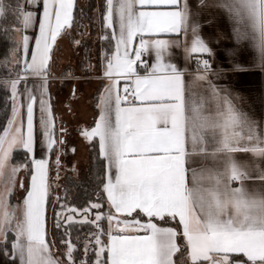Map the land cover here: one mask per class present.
Here are the masks:
<instances>
[{
    "label": "snow or ice",
    "instance_id": "6c2138e0",
    "mask_svg": "<svg viewBox=\"0 0 264 264\" xmlns=\"http://www.w3.org/2000/svg\"><path fill=\"white\" fill-rule=\"evenodd\" d=\"M208 6L103 0L98 78L105 83L94 126L81 131L93 149L96 200L77 208L64 202L67 190L57 196L50 242V161L35 152L56 153L58 180L65 141L56 135L49 71L57 39L71 36L75 0H0V19L10 16L16 34L4 27L12 43L0 61L5 264H264V119L218 83L244 69L234 60L236 48L218 59L202 36L198 10ZM211 7L224 12L237 45L249 42V67L264 73V0H214ZM37 24L38 33L26 34ZM173 49L182 51L185 67L172 62ZM14 151L22 154L15 164ZM17 186L23 195L12 205ZM86 225L74 242L73 229Z\"/></svg>",
    "mask_w": 264,
    "mask_h": 264
},
{
    "label": "rangeland",
    "instance_id": "374dc122",
    "mask_svg": "<svg viewBox=\"0 0 264 264\" xmlns=\"http://www.w3.org/2000/svg\"><path fill=\"white\" fill-rule=\"evenodd\" d=\"M85 1L86 0H80L78 6L82 7ZM93 15L95 17V21L93 22L95 29H92V26L89 23H86L84 34L81 36L82 39H87L90 42L92 49V57L87 68L88 74L84 75L78 68L81 60V51L78 47L74 49L70 42L72 37H76L75 33L71 32V36L66 33L63 35L65 39L66 55L61 61L62 64H60V73L55 77H65L68 78V80L63 81L60 79L54 82L51 88L56 135L58 138L63 136L65 141L61 148L58 180L56 179V153H54L50 160L49 177L50 183H52L54 189L53 201H55L56 197L60 195L62 182L68 177L78 180L89 164L87 155V145L89 142L84 140L81 131L87 129L89 125L88 111L94 104L100 88V85L98 83L96 84V81L94 80L95 75L101 72L100 65H98L99 59L96 56L95 50L100 36V30L99 28H96L99 23L98 2ZM61 62L59 61V63ZM61 128H64L67 131L61 133ZM72 149H75V151L73 152ZM73 166L75 167V170H73ZM20 176H23L22 172L20 173ZM22 195V190L17 186L16 191L13 193L14 201L16 202L14 205L18 203V200ZM54 207L55 205L52 203L49 215H51ZM46 226L52 240L53 236L50 218L48 219Z\"/></svg>",
    "mask_w": 264,
    "mask_h": 264
},
{
    "label": "crops",
    "instance_id": "0c3cea01",
    "mask_svg": "<svg viewBox=\"0 0 264 264\" xmlns=\"http://www.w3.org/2000/svg\"><path fill=\"white\" fill-rule=\"evenodd\" d=\"M205 3L209 5L208 7H204L198 10V20L202 25L201 34L202 36L210 41V45L213 49L216 50L217 58H223L222 50L225 48H236L237 55L234 57L236 63L242 65L244 70L237 71H229L227 74V79L218 81L221 86L227 85L234 95H238L241 97L242 107L249 113H251L254 117L259 119H264V73H261L258 69H253L249 67V64L253 58L251 50L248 48L249 42H242L240 45H237L231 35L232 33V25L228 22L226 15L220 8L211 7L214 3V0H205ZM151 10V9H149ZM35 33H38V24L30 29L26 34L30 36H34ZM34 43V40H33ZM172 62L177 63L180 67H185V61L183 57L182 51L173 49L172 50ZM66 55V47H65V39L64 36L57 39L56 44L54 45L52 52V59L50 61V71H49V94H50V103L52 106V114L54 116L53 110V99L51 88L54 82L58 80L67 81L68 78H57L60 73V68L62 64V60ZM148 61L151 62V58L146 56ZM59 61L61 63H59ZM190 67L192 69L195 68V58H193ZM63 70V69H62ZM101 70V69H100ZM100 72V71H99ZM142 72V70H141ZM102 76V72L95 75L94 80L96 84L100 85L98 96L95 99L94 104L91 109H89V125L87 129L94 126V121L98 115V108L96 107L99 100V93L103 89V85L105 81L98 78ZM98 81V82H97ZM123 84V82H121ZM38 120H39V110L38 106L36 109V124L38 128ZM98 142V141H97ZM36 158H48L50 157H42L41 151L37 148L35 152ZM243 155V154H238ZM50 166V162H49ZM251 183V182H246ZM258 183V182H257ZM0 264H5V258L0 255Z\"/></svg>",
    "mask_w": 264,
    "mask_h": 264
},
{
    "label": "trees",
    "instance_id": "16d2710c",
    "mask_svg": "<svg viewBox=\"0 0 264 264\" xmlns=\"http://www.w3.org/2000/svg\"><path fill=\"white\" fill-rule=\"evenodd\" d=\"M80 0H75V5L76 7L74 8V13H75V24L73 26L72 29V33L74 32L76 37L75 39L80 40V45L76 46L73 42H72V38L70 40L72 46L74 47V49L76 47H78L81 51V60L79 62L78 68L80 71H82V73L84 75H87V68L89 66L91 57H92V49H91V44L87 39H82V35L84 34V30L86 27V23H89L92 27V29H95L93 22L95 21V17L93 15V12L95 11L96 7H97V2L99 5V9L102 7L103 4V0H86L85 3L83 4L82 7L78 6V2ZM13 3H15V0H12ZM81 9H83V15H81ZM98 19H99V15H98ZM7 27L10 30V35L11 36H15V32L12 31L13 26H14V21L12 20V18L9 16V18L7 19V21L5 22V20L0 19V61H2L4 59V56L7 52L8 47L11 46V39H9L8 37H6L4 35V27ZM101 20L99 19V23L97 24L96 28H99L100 30V35H101ZM104 47L107 48V42H105ZM96 56L99 59V54L101 51V41H98V45L96 47ZM98 63V62H97ZM99 65V63H98ZM5 75L4 70L2 68H0V78H3ZM3 93H2V86H0V97H2ZM5 121V117L2 111V99H0V125H3ZM0 134H2V127H0ZM97 143V148H96V152H98V142ZM87 150H88V160H89V164L88 167L85 169V171L83 172L82 176H80V178L78 180H74L72 177H68L64 182H62V189L60 192L61 197H65V190H67V196H66V200L64 202L68 203L70 206H74L77 208H83L88 206L90 201H95L96 200V192H97V188H96V184H97V179L95 176L96 173V169L93 167V163H92V157H93V149L91 147V144L88 143L87 145ZM55 152L52 153V155L50 156V158L52 159L53 155ZM22 158V154L14 151L13 154V159L11 161V163L15 164L17 163L20 159ZM52 184V183H51ZM54 199V189H53V185L51 188V196H50V202L47 204V208H46V215H47V221L50 218L51 220V225H52V236L54 237V233L56 232V229L54 228V211L52 210L51 215H49V211L52 207V202ZM11 200V204L14 205L16 202L14 201V197L13 195L10 198ZM56 210H59V205H55ZM54 209V208H53ZM104 209L105 211L107 210V205H104ZM93 212H95L96 210L93 209ZM88 225L84 226L83 228L80 227H75L72 231V239L75 242L76 237L79 235L81 237V240L83 239V237L87 234L88 230H89ZM105 227H106V222H105ZM47 239L51 242L53 241V238L51 240L50 235L48 233V237ZM56 239H58V237H56ZM52 254L54 257L56 258H60L62 253L57 250L56 248L52 249Z\"/></svg>",
    "mask_w": 264,
    "mask_h": 264
},
{
    "label": "built area",
    "instance_id": "2783aa9c",
    "mask_svg": "<svg viewBox=\"0 0 264 264\" xmlns=\"http://www.w3.org/2000/svg\"><path fill=\"white\" fill-rule=\"evenodd\" d=\"M144 59H145L146 61H148V59H147V57H146V56L144 57Z\"/></svg>",
    "mask_w": 264,
    "mask_h": 264
}]
</instances>
